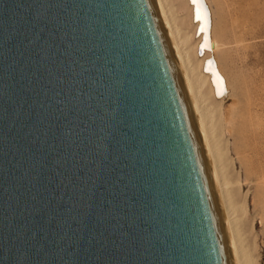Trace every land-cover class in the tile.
<instances>
[{"label": "water", "instance_id": "water-1", "mask_svg": "<svg viewBox=\"0 0 264 264\" xmlns=\"http://www.w3.org/2000/svg\"><path fill=\"white\" fill-rule=\"evenodd\" d=\"M0 264H229L156 0H0Z\"/></svg>", "mask_w": 264, "mask_h": 264}, {"label": "rangeland", "instance_id": "rangeland-1", "mask_svg": "<svg viewBox=\"0 0 264 264\" xmlns=\"http://www.w3.org/2000/svg\"><path fill=\"white\" fill-rule=\"evenodd\" d=\"M168 2L177 26L190 35L192 61L202 58L206 51L198 54L203 36L197 34L194 4L191 0ZM204 5L209 39L218 46L208 52L201 71L211 75L207 69L211 67L222 76L224 93H213L211 98L215 105L223 99L222 110L228 111L226 121L216 109L212 122L222 176L240 243L251 264H264V156L253 152L254 148L264 150V142L250 139L251 134L264 137V0H205Z\"/></svg>", "mask_w": 264, "mask_h": 264}, {"label": "bare ground", "instance_id": "bare-ground-1", "mask_svg": "<svg viewBox=\"0 0 264 264\" xmlns=\"http://www.w3.org/2000/svg\"><path fill=\"white\" fill-rule=\"evenodd\" d=\"M191 1L194 4V13L197 21H199V25H197L202 30L198 35H201V37L203 36V38H200L198 43L201 40L199 46L203 49V53L206 51L202 58L195 59L194 61H192L191 55L193 46H190L189 43L190 35L185 33V31L183 32L177 26L172 7L169 4L170 2H168V0H156L166 24L181 85L189 107V113L195 130L199 151L209 181L213 206L228 263L251 264L252 260L246 250L242 247L237 233L235 216L227 193V183L222 176V167L220 164L221 156L216 144V134L215 132L213 133L214 129L212 122L216 109L220 112V116H223L224 120L228 121V111L222 110L221 103L223 99H220L219 103L215 105L214 100L211 98L213 93L217 96H221L224 93L223 78L217 73L218 71L211 67H207L211 75L205 74L201 71V66L209 55L208 52H215L218 44L214 39H209L210 21L204 5L205 0L204 3L202 0ZM209 98L210 100L212 99L211 102H209ZM247 124L249 125V123ZM251 124L252 123H250V126ZM261 137H256L253 134L250 135V139L258 140L260 142L262 139L264 142V137ZM253 152L262 157L264 156V150L261 151L254 148Z\"/></svg>", "mask_w": 264, "mask_h": 264}]
</instances>
